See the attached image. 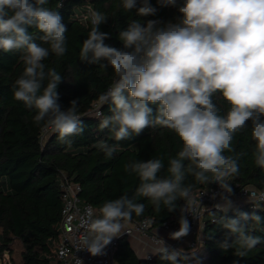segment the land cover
Wrapping results in <instances>:
<instances>
[{
    "label": "clouds",
    "instance_id": "9594fccd",
    "mask_svg": "<svg viewBox=\"0 0 264 264\" xmlns=\"http://www.w3.org/2000/svg\"><path fill=\"white\" fill-rule=\"evenodd\" d=\"M137 3L122 0L121 6L127 12L135 9L139 17L157 16L158 8L150 0H139L138 8ZM157 4L175 8L176 17L169 21L131 19L118 34L123 45L119 49L106 44L110 34L100 30L107 14L90 10V29L79 60L114 74L99 94L101 108L108 105L111 114H95L99 129H107L117 142L101 140L96 145L107 158L118 151V142L156 126L171 130L181 147L175 156L167 157L166 176L160 175L164 158L125 164V172L140 180L135 196L124 194L104 201L96 218L83 221L77 250L105 255L113 239L126 232L133 214L144 213L145 205L136 197L147 198L158 210L163 205L175 211L178 200L192 198L194 184L186 183L191 176L197 184L219 185L222 191L213 195V199L220 198L211 212L216 217L213 222L237 235L220 247L247 257L262 243L250 233L253 225L264 226V217L255 211H238L235 218L227 213L234 208L230 178L239 176L244 155L236 152L233 141L249 126L255 164L264 170V0H157ZM62 7L63 0H57L55 8L50 0H0V50L21 53L24 67L12 86L14 99L35 111L36 125L71 146L72 138L86 128L79 98L62 107L58 87L64 78L44 62L67 52L68 27L59 12ZM221 100L228 106L223 113ZM180 211L179 229L170 234L176 240L191 230L184 209ZM156 240L158 247L152 254L168 264H181L195 256L172 248L162 238ZM149 258L148 253L141 257ZM78 264H82L80 259Z\"/></svg>",
    "mask_w": 264,
    "mask_h": 264
},
{
    "label": "trees",
    "instance_id": "16d2710c",
    "mask_svg": "<svg viewBox=\"0 0 264 264\" xmlns=\"http://www.w3.org/2000/svg\"><path fill=\"white\" fill-rule=\"evenodd\" d=\"M56 3L57 0H50L51 7L55 8ZM150 3L158 8L155 17H139L135 9L125 11L122 0H63L59 12L68 27L67 52L62 57L51 55L44 62L64 78L58 87L62 107L67 108L71 100L79 98V114L86 128L81 136L72 138L71 146L61 143L56 134L45 132L42 125H36L33 121L35 111L26 109L22 102L14 99L12 86L24 67L19 60L21 53L0 50V263L7 254L11 264H55V246L61 232L60 179L63 175L79 181L81 200L97 208L104 201L124 194L135 196L140 180L134 173L125 172L124 166L130 161L164 158L165 168L160 175H168L167 157L175 156L181 147L178 137L169 129L146 128L139 136L118 142L120 148L111 158L96 147L101 140L117 143L107 129H99L100 121L93 113L97 103L105 115L111 114L108 105L101 108L99 94L110 85L114 74L111 69L106 71L79 60L80 47L90 29V10L107 14L108 20L100 30L110 34L105 43L119 49L123 45L118 34L127 28L131 19L169 21L177 15L175 8H160L157 0H150ZM139 6L138 0L137 8ZM29 31L40 35L35 29ZM37 43L41 41L37 40ZM219 103L222 113L226 112L227 104L222 100ZM254 144L250 126L238 133L233 141L236 152L244 154L239 162V176L230 178L234 191L243 186L264 188V170L255 164L252 155ZM186 183L194 184L193 191L210 189L213 184H197L191 176ZM136 200L144 203L145 211L140 216L133 214L131 220L150 218L151 228H159L172 216H180L181 208L187 210L184 200H178V207L172 212L163 205L156 209L147 198L136 197ZM215 211L214 208L205 215L203 244L199 249L187 252L195 253L189 260L204 258L196 264H264V226L253 225L250 233L259 236L262 243L247 257H238L234 255V249L224 251L220 247L226 240L231 243L237 235L213 222L216 217L211 212ZM238 211H255L264 217V201L236 205L227 216L235 218ZM15 242L20 245L18 252ZM114 259L116 264H168L161 261L159 255L141 259L127 236L118 239Z\"/></svg>",
    "mask_w": 264,
    "mask_h": 264
},
{
    "label": "built area",
    "instance_id": "2783aa9c",
    "mask_svg": "<svg viewBox=\"0 0 264 264\" xmlns=\"http://www.w3.org/2000/svg\"><path fill=\"white\" fill-rule=\"evenodd\" d=\"M100 111L99 105H94L93 113ZM48 132V129H45ZM60 187L62 189V220L60 224V238L55 246L56 259L55 264H78V259L82 264H116L114 254L117 248L118 239L122 236L128 238L138 237L147 238L153 246V252L158 247L157 238L164 239L160 234H157L155 228H151L152 220L144 218L140 221H129L126 226V232L118 238H114L109 246L106 248V254L101 256H92L87 251L77 250L78 241L83 235L84 228L83 221L88 218H96L99 215V208L90 203L83 202L80 197L81 184L79 181L69 179L63 175L60 179ZM246 189H248L246 191ZM222 190L216 183L212 184L210 189L195 190L192 192L190 201H186L187 210L184 213L191 225L190 233L179 239L165 240V242L172 248L184 249L185 252L199 249L204 241V218L205 215L212 209L214 205L220 202L219 195ZM231 199H238L243 203H260L264 201V188L251 186H243L236 191L233 190ZM251 201V202H250ZM180 216H172L161 227V230H169L173 226L179 227ZM149 257L153 256L152 252L148 253ZM183 261L181 264H196L203 260Z\"/></svg>",
    "mask_w": 264,
    "mask_h": 264
},
{
    "label": "crops",
    "instance_id": "0c3cea01",
    "mask_svg": "<svg viewBox=\"0 0 264 264\" xmlns=\"http://www.w3.org/2000/svg\"><path fill=\"white\" fill-rule=\"evenodd\" d=\"M232 201L234 202V206L243 204V202H241L240 200L236 198L232 199ZM128 224L129 223L127 222V225ZM178 229H179L178 226H173L169 230H164V229L161 230V228H155V231L157 234H160L164 239L171 240L172 238H170V234L177 231ZM128 239L140 257L144 256L147 253L153 252V246L150 244L147 238L141 239L138 237H133V238H128Z\"/></svg>",
    "mask_w": 264,
    "mask_h": 264
},
{
    "label": "rangeland",
    "instance_id": "374dc122",
    "mask_svg": "<svg viewBox=\"0 0 264 264\" xmlns=\"http://www.w3.org/2000/svg\"><path fill=\"white\" fill-rule=\"evenodd\" d=\"M14 246H15L17 252H18L19 249H20L19 243L18 242H15V245ZM16 257H18V255H16ZM0 264H11L10 263V260H9V256L7 254L4 256V258H3V260H2V262Z\"/></svg>",
    "mask_w": 264,
    "mask_h": 264
}]
</instances>
